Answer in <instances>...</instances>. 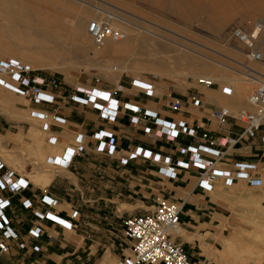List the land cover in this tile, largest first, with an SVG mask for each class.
Wrapping results in <instances>:
<instances>
[{
	"label": "built area",
	"instance_id": "1",
	"mask_svg": "<svg viewBox=\"0 0 264 264\" xmlns=\"http://www.w3.org/2000/svg\"><path fill=\"white\" fill-rule=\"evenodd\" d=\"M112 20L106 15L88 23V31L97 46L127 37L126 32L112 25ZM263 32V20L250 25L236 23L229 31V40L242 46L249 60L261 61L264 54L259 43ZM258 80L248 98L250 109L242 108L234 113L229 107L215 108L209 116L215 121L216 129L203 126L200 130L184 118L165 116L152 104L142 102L140 97L163 101L171 113H179L184 106L180 97L164 92L152 79L139 73L132 74L128 83L120 77L110 87L99 80L69 85L29 63L0 57V86L26 98L28 115L39 122L49 145L62 142L60 131L68 120L61 109L71 105L93 109L106 123H118L127 117L128 123L150 140L148 145L125 148L112 128L97 127L90 134L78 131L69 145L47 156V165L69 169L76 158L91 148L95 154L104 155L124 168L140 160L149 161L156 176L167 181L178 179L182 172L192 174L194 188L206 193L218 185L231 187L239 181L254 187L264 184V164L257 160H238L232 165L225 162L230 150L245 139L258 141L264 153V77ZM198 83L211 88L216 82L200 77ZM232 91L230 87L222 89L225 95H231ZM191 102L201 107L203 98L193 93ZM231 119L241 123L237 135L226 130ZM33 187L27 175L9 166L0 156V264L10 260L4 261L3 256L11 254L12 245L20 251L41 252L40 241L48 225L67 231L76 227L79 209L73 208L69 215H63L58 210L60 199L48 186L37 197H29L25 192ZM154 202L152 210L123 219V234L132 242V254L118 264H192L184 245L174 239L181 228L185 201L172 200L160 193ZM48 238L53 241L54 234Z\"/></svg>",
	"mask_w": 264,
	"mask_h": 264
},
{
	"label": "rangeland",
	"instance_id": "2",
	"mask_svg": "<svg viewBox=\"0 0 264 264\" xmlns=\"http://www.w3.org/2000/svg\"><path fill=\"white\" fill-rule=\"evenodd\" d=\"M36 1L18 0L14 3H17L19 6L21 5V7L26 2L41 4V1ZM44 1L51 5V9L48 6H44L46 5V3H43ZM44 1H42L44 8L41 7L39 14L42 17L51 14L60 20H64V16H67L70 20L77 21L79 15H83L88 24L93 19L106 15L109 16L108 11L121 16L124 24L127 26L124 29L127 37L123 40L124 52L120 55L126 57L127 62L137 63V70L133 71L131 67L125 69V71L119 69L117 71L113 70L112 72L115 75L117 74L115 80L107 78L105 76L107 70L99 68L98 65H104V62L109 60V57H106L109 54L105 53L99 55V57H94L95 48L99 51L105 47L97 46L90 33L89 37L83 41L82 36L75 35L71 29L62 38L67 42L65 47L68 50L60 55H56L53 60H49L48 62L44 61L40 63L32 61L39 66L35 69L49 75H54L69 85L99 80L100 83L111 86L120 77L128 79L132 74L139 73L152 79L160 89H165L168 93H180L181 91H185V89H188L189 92L191 88L193 91H196L195 86L199 84L198 79L204 77V73L194 70L195 65H186L182 60V56L185 54L196 60L200 59L211 62L216 67L220 65H217L218 63L215 61L231 66L235 70L239 69L241 72H238V70H228L230 78L227 79L216 74L219 80L215 81V85L211 88L220 86L219 92L222 97L220 104L224 107L229 106L233 108H230L232 112L235 113L242 108L250 109V106H247L248 98L257 86V82H252L249 79L248 75L250 71H247L243 65L253 67L264 75V58L261 61L249 60L243 47L229 40V31L236 23H249L250 25L257 20L264 21V0ZM3 5L4 1H0V9H4ZM112 24L117 25L114 20H112ZM17 25H19L18 20L9 21L7 18L0 16V57L9 56L14 58L15 55L16 59L29 63L28 60L20 59L19 54L31 48H36L38 45H46L47 43L38 40L33 41V39L17 29ZM118 25L120 24L118 23ZM10 26L12 27V31L6 30ZM30 39L31 41H29ZM143 43H145L144 48H141V44ZM5 44L9 45L7 51L4 49ZM161 44H163L162 48L160 47ZM259 46L264 51V34L260 38ZM107 52H110V48ZM159 59L167 62L165 68L157 69L155 66L148 67L146 64L147 62H154ZM95 60L97 61L95 62ZM46 64H50L51 67H46ZM219 68L223 72H226L225 67L220 66ZM214 71L212 72L211 70L212 73ZM224 87L232 88V94H222L221 91ZM0 89L6 102L13 104V101L16 100L18 101L17 105L23 110L5 112L6 116L10 119V123H6V129L4 125H0V156L9 166L21 174L27 175L30 180L35 175L41 178L36 182L31 181L44 188L48 183L42 181L43 177L49 174L55 177L58 172L62 171L60 168L47 165L46 158L56 151L60 152L59 149L62 145L60 143L66 141H62L57 145H49L46 140L47 135L40 129L39 122L28 115V109H26L28 101L26 98L1 86ZM234 100H236V105H226V102H234ZM1 108L2 105H0ZM9 129H12L11 131H14V133H10ZM8 132L9 138H6L7 136L5 135ZM30 132H33L35 136L32 137ZM68 141L63 144L65 147L69 144ZM40 145H47L53 150L44 152L46 155L43 161L44 167H39L38 169L35 166L33 158L36 159L34 148ZM23 150L28 156L24 170L21 169L19 171L12 165V162L16 163L18 159H23L21 153ZM41 157L44 158V156ZM26 159L24 158V160ZM238 186L248 193L256 191L254 187H248L244 183H238L235 187H221L219 190H235ZM248 193H241L239 194L240 196L234 194L232 196L234 198L229 200L230 205L234 208V214L231 215V218L242 229L240 239L238 240L240 243L239 254L236 257H230L231 261L228 263H224L221 260V258H226L220 254L221 250H223L222 243L225 242L221 237L223 235L230 237L232 233L230 227L232 221L229 220L227 221L228 223L223 225L226 233H222L220 228H213L212 233L210 232L206 238L208 245H203L206 264H259V260L261 264H264V207L260 206V198L258 196L255 197ZM215 219L220 225L225 221L223 214L216 215ZM240 229L238 230L239 232H241Z\"/></svg>",
	"mask_w": 264,
	"mask_h": 264
},
{
	"label": "crops",
	"instance_id": "3",
	"mask_svg": "<svg viewBox=\"0 0 264 264\" xmlns=\"http://www.w3.org/2000/svg\"><path fill=\"white\" fill-rule=\"evenodd\" d=\"M122 79L128 83L130 77L128 79L122 77ZM195 87L196 91L189 88V92L185 89L180 93H168L165 89H161L183 100L184 106L179 113H171L163 101L146 97L140 99L146 104L155 106L165 116L184 118L200 127V130L203 126L216 129V123L209 113L222 106L220 86L205 88L196 84ZM2 93L0 89V105H2L0 125H4L5 128L6 123H10L5 112L23 110L17 105L16 100L13 104L6 102ZM193 93L203 98L201 107L192 104ZM230 104L236 105V100L226 102V105ZM61 113L68 120L65 128L60 131L61 140L66 142L69 140V144L76 132L84 131L90 134L95 128L103 126L112 128L119 136V143L125 148L138 144L148 145L150 142L142 131L128 123L127 117L122 118L118 123H106L98 118L96 111L81 105L64 106ZM240 126L241 123L231 119L226 130L237 135ZM11 130L9 129V132ZM9 132L5 135L6 138H9ZM66 142L60 143L61 146L65 147L63 144ZM89 144L92 145L90 139ZM160 145L164 144L161 142ZM262 148L258 141L245 139L230 150L225 162L232 165L238 160H257L264 164ZM194 183L193 175L186 172L180 173L179 178L174 181L158 178L154 172V165L149 161L140 160L133 163L132 167H120L108 157L95 154L90 148L81 157L75 159L71 168L63 169L55 177L52 176L46 185L49 191L60 199L58 210L63 215H69L73 208L79 209L80 216L76 220V227L67 231L48 225L47 233L40 241L41 252L20 251L12 245L11 254L4 255L3 260L10 259L6 264H118L132 254V242L123 234V219L131 214H143L152 210L155 196L161 193L172 200L185 201L181 213V228L174 239L184 245L192 264H206L203 252V245H208L206 238L210 232L212 233L213 228H220L222 233H226L223 225L229 220L232 221L230 225L232 233L230 237L224 235L221 237L225 242L222 243L223 250L219 252L226 257L221 258L222 262L228 263L231 261L230 257L239 254L238 240L242 233L240 226L231 218L234 208L229 200L234 198L232 197L234 194L240 196L239 194L248 192L243 191L240 186L235 190L220 191L219 189L224 186L218 185L214 191L206 193L194 188ZM238 183L247 185L239 181L231 187H235ZM42 188L43 186L34 184V187L25 194L29 197H37ZM254 189L256 190L254 193L248 194L258 196L260 206L264 207V184ZM219 214H223L225 220L222 225L215 219ZM239 229L241 232L238 231ZM49 234H54L53 241L49 240ZM259 264H261L260 260Z\"/></svg>",
	"mask_w": 264,
	"mask_h": 264
},
{
	"label": "bare ground",
	"instance_id": "4",
	"mask_svg": "<svg viewBox=\"0 0 264 264\" xmlns=\"http://www.w3.org/2000/svg\"><path fill=\"white\" fill-rule=\"evenodd\" d=\"M0 1H4V5H3L4 9H2V8L0 9V16L7 18L9 21L18 20L19 25H17L16 28L21 30L23 34H25L28 37H30L31 39H33V41L38 40V41H44L47 43L46 45H43V44L38 45L36 48H31V49L23 51V52H21V54H19L20 59L28 60L29 64L30 63L33 64L32 66L34 68H37L39 66L37 64H34L32 61H36V62H40V63L44 62V61L48 62L49 60H53V58L56 55H60V54L66 52L68 50L65 47L67 42L62 38H63V35H66V33L68 31H70V29L72 30V32L75 35L82 36L83 41H85L89 37L88 24H87V21L85 20V17L83 15H79V19L77 21H72L67 16L66 17L64 16V20H60L57 17H53L51 14H48L47 16L42 17L39 15L40 11H41V7L44 8V6H48L51 9V5L47 2H45L44 0H37V1H41V4H39V3H34V4L32 3L31 4V3L26 2L22 5L23 7H21V5L19 6L17 3H14L18 0H0ZM42 1H44L43 3H46V5L42 4ZM108 12H109L108 15L111 16V18L115 21V23H117V25H113V24L112 25L114 27L120 28L124 31L125 27H127V26H126V24H124L123 18L121 16L117 15L116 13L112 12V11H108ZM128 22H130V21H128ZM118 23L120 25H118ZM5 29H6V27H5ZM6 30L12 31V27L10 26ZM17 32H19V31H17ZM263 34H264V32H263ZM31 39L29 41H31ZM144 44L145 43L141 44V48H144ZM259 45H260V43H259ZM8 46H9L8 44H5V46H4V49L6 51H7ZM103 46L105 47L103 50L98 51L97 48L94 49V57H97V56L99 57V55H102L105 53L109 54V55H106L107 58L109 57V60L105 61L104 65H100V64L98 65L99 68L107 70V72L105 73V76L107 78H109L113 81L115 80L117 74L115 75V73L112 72L115 67L119 70H124V71H125V69H128L130 67L133 68V71L137 70V68H136L137 63L133 64L132 62H127L128 60L126 59V57H122L120 55L121 53L124 52L123 41L116 42V41L109 40ZM160 47L162 48L163 44H161ZM109 48H110V52H107ZM263 54H264V51H263ZM14 58H15V55H14ZM182 60L186 65H195L196 67H194V70H197V71L204 73V75H203L204 77L209 78L214 82L219 80L216 74H219L222 78L227 79V78H230L228 70L229 71L230 70H234V71L238 70V72H241V71H239V69L235 70L233 67L225 65V64H221L220 62H217L215 60L214 61L216 63H218L217 65H220L221 67L226 68L225 69L226 72H223L222 69L219 68L220 66L216 67L211 62H206V61H203L200 59L196 60L195 58L190 57V56L185 55V54L182 56ZM96 61L97 60H95V62ZM26 64H28V63H26ZM146 64L148 65V67L155 66L157 69H162V68H165L167 66V62L165 60H162V59L156 60L154 62H147ZM47 66L51 67L50 64L49 65L46 64V67ZM243 67L245 69H247V71H250L249 72L250 74L248 76L252 82L258 83V81H259L258 79H261V77H264L263 73H261L260 71L258 72L253 67L244 66V65H243ZM211 70H212V72L215 70L214 73H212ZM158 72H160V70H158ZM252 73H253V76H252ZM247 106H248V103H247ZM227 107H229V106H227ZM229 108H231V107H229ZM231 109H233V108H231ZM262 127H264V122L262 124ZM30 133L32 134V137L35 136V134H33V132H30ZM63 148L64 147L61 146V148L59 150L61 151ZM51 150H53V149L49 148V146H47V145L46 146L40 145V146L34 148V152H35L34 154L36 156V159L33 158V161L35 163V166L38 167V169H39V167H42V168L44 167L43 161L46 158L45 157L46 155L44 154V152H49ZM10 152H12V151L10 150ZM21 153L23 156L22 160L18 159V162L15 161L16 163H14V161L12 160L13 161L12 165L16 169H18L19 171H21V169L24 170V166H25L26 161H27L26 158L28 156L26 154V152H24V150L21 151ZM10 154H9V156H10ZM41 156H44V158H42ZM24 158L26 160H24ZM39 179H41V178H39L35 175V176H33V179H31V180L36 182ZM42 179H43L42 181H44L45 183H48L52 179V174H49V175L43 177Z\"/></svg>",
	"mask_w": 264,
	"mask_h": 264
}]
</instances>
